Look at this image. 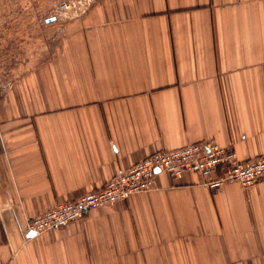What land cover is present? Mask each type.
Segmentation results:
<instances>
[{"label": "crops", "instance_id": "obj_1", "mask_svg": "<svg viewBox=\"0 0 264 264\" xmlns=\"http://www.w3.org/2000/svg\"><path fill=\"white\" fill-rule=\"evenodd\" d=\"M45 49L0 105V264H264V180L212 190L161 172L153 190L26 227L161 149L263 155L264 0H95Z\"/></svg>", "mask_w": 264, "mask_h": 264}, {"label": "built area", "instance_id": "obj_2", "mask_svg": "<svg viewBox=\"0 0 264 264\" xmlns=\"http://www.w3.org/2000/svg\"><path fill=\"white\" fill-rule=\"evenodd\" d=\"M61 5L66 10L72 7L66 2ZM56 18L53 17L54 20ZM161 172L172 178L193 172L200 176L203 185L212 190H219L233 182L248 187L264 180V154L240 161L233 148L220 146L214 140H202L175 149H161L119 172L101 188L29 218L26 227L40 234L83 218L93 209L126 200L132 194L153 190Z\"/></svg>", "mask_w": 264, "mask_h": 264}, {"label": "rangeland", "instance_id": "obj_3", "mask_svg": "<svg viewBox=\"0 0 264 264\" xmlns=\"http://www.w3.org/2000/svg\"><path fill=\"white\" fill-rule=\"evenodd\" d=\"M95 0H0V105L11 84L46 50L59 25ZM70 3V10L62 3ZM56 16L47 23L46 19Z\"/></svg>", "mask_w": 264, "mask_h": 264}, {"label": "water", "instance_id": "obj_4", "mask_svg": "<svg viewBox=\"0 0 264 264\" xmlns=\"http://www.w3.org/2000/svg\"><path fill=\"white\" fill-rule=\"evenodd\" d=\"M53 19V18H52ZM54 20V19H53Z\"/></svg>", "mask_w": 264, "mask_h": 264}]
</instances>
